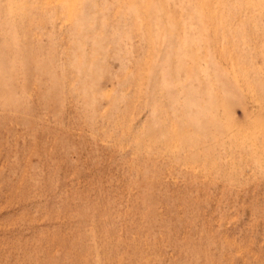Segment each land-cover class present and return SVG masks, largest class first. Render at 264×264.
Returning <instances> with one entry per match:
<instances>
[{
	"label": "rangeland",
	"instance_id": "obj_1",
	"mask_svg": "<svg viewBox=\"0 0 264 264\" xmlns=\"http://www.w3.org/2000/svg\"><path fill=\"white\" fill-rule=\"evenodd\" d=\"M0 264H264V0H0Z\"/></svg>",
	"mask_w": 264,
	"mask_h": 264
}]
</instances>
